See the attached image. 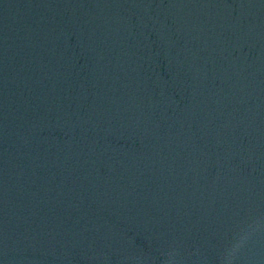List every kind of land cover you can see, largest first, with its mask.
Listing matches in <instances>:
<instances>
[{"label": "water", "instance_id": "1", "mask_svg": "<svg viewBox=\"0 0 264 264\" xmlns=\"http://www.w3.org/2000/svg\"><path fill=\"white\" fill-rule=\"evenodd\" d=\"M0 264H264V0H0Z\"/></svg>", "mask_w": 264, "mask_h": 264}]
</instances>
